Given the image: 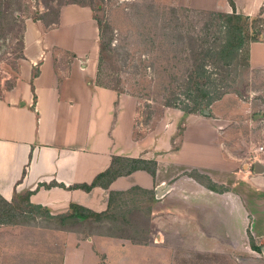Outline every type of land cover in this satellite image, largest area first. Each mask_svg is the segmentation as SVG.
I'll return each mask as SVG.
<instances>
[{"label":"crops","instance_id":"1","mask_svg":"<svg viewBox=\"0 0 264 264\" xmlns=\"http://www.w3.org/2000/svg\"><path fill=\"white\" fill-rule=\"evenodd\" d=\"M180 1L229 14L233 3L250 18L264 7V0ZM249 50L251 71L264 78V41ZM100 52L91 7L68 4L48 25L25 23L14 84L0 95V199L22 206L28 198L33 216L0 224V264H70L71 253L81 261L84 252L93 264H109L108 251L149 249L170 253L149 252L148 263L175 264L183 255L242 253L249 233L263 250L264 174L243 164L249 176L234 177L227 124L214 111L167 109L161 125L149 127L136 98L99 82ZM164 184L170 189L158 198ZM83 222L97 231L74 228Z\"/></svg>","mask_w":264,"mask_h":264},{"label":"rangeland","instance_id":"2","mask_svg":"<svg viewBox=\"0 0 264 264\" xmlns=\"http://www.w3.org/2000/svg\"><path fill=\"white\" fill-rule=\"evenodd\" d=\"M68 4L93 9L95 18L102 25L101 42L106 49V57L102 59L100 67V83L136 98L140 121L155 128L163 122L167 109H180L189 113L191 109L203 106L199 93L191 85L188 86L186 80L187 70L194 62L192 48L216 49L222 43L225 32L223 28L217 27L212 16V13L219 11L187 7L181 5L180 0H2L0 66L11 73L8 79L6 75L0 74V95L3 88H11L14 84L17 59L22 57L26 21L38 20L48 25L56 19L59 9ZM263 13L264 7L261 14L246 17L243 21L250 41H264ZM245 56L243 53L239 65L232 64L223 70L207 62L206 69L214 85L212 90L226 94L221 100L198 112L214 111L215 117L223 120L222 124H227L230 142L226 149L234 157V177H239L240 181L249 176L243 170L244 162L255 147L264 146V78L251 71L250 65L249 68L246 66ZM179 129L182 130L181 125ZM248 209L256 213L254 199L248 201ZM27 215L33 216L32 213ZM38 218V222L48 223L45 216ZM237 222L234 216V229L237 228ZM263 224L264 219L260 225ZM74 228L81 233L97 231L86 222L76 223ZM248 239L250 244L242 253L233 250L228 254L183 255L175 264H264V253L260 245L256 246L261 250L255 251L250 233ZM201 240L211 241L205 238ZM102 243L106 244L104 241ZM218 244L225 243L218 240ZM88 246L93 250L92 245ZM261 246L264 247L263 244ZM108 252L113 255L109 264H123V260L128 264H150L151 261L159 264L155 263V258L148 263L146 256H163L164 259V255L167 257L170 253L163 251L161 255L157 249H149L145 253H139L138 250L128 253ZM149 252L151 255L147 254ZM83 256L86 260L81 258L80 261L81 256L76 257L71 253L70 264L95 262L87 252ZM177 258L175 256V260Z\"/></svg>","mask_w":264,"mask_h":264},{"label":"trees","instance_id":"3","mask_svg":"<svg viewBox=\"0 0 264 264\" xmlns=\"http://www.w3.org/2000/svg\"><path fill=\"white\" fill-rule=\"evenodd\" d=\"M233 5L234 12L229 13H212V16L215 18V22L217 27L223 28V31L225 32V37L223 38L222 43L216 48H201L199 49H193L192 48V54L194 57V62L192 66L187 70V85L197 90L199 93V98L201 99L200 102L201 107H195L187 113L185 110V114H193L198 113L200 110L207 109L210 107L213 103L221 100L226 93L224 92H217L216 90L213 91L212 87L213 80H211V76L208 75V70L206 69V64L211 63L216 65L217 69L223 70L227 69L226 67L231 66L232 64L239 65L240 58L242 54H246L245 59L247 61L246 66L249 68V59H250V50L249 46L251 44L250 41V35L245 33L244 30V23L243 21L246 20V17L243 15L237 14L236 7ZM2 9V0H0V13ZM100 29H102V25L100 21H98ZM256 41V40H254ZM22 48H23V39H22ZM106 49L101 42V52H100V67L102 66V59L106 57ZM245 63V62H244ZM99 82H100V75H99ZM102 84V83H101ZM103 85V84H102ZM187 86V87H188ZM206 102V103H205ZM152 166V167H151ZM149 169H151L152 173L155 172V166L154 164H149ZM111 172V170H110ZM108 172L107 174L110 175L111 173ZM119 175L116 173L113 178ZM194 177H196V180L202 182L203 184L207 183L210 180L208 178L205 179V181L202 179L201 176L194 174ZM99 179V178H98ZM207 181V182H206ZM98 183V180H96L91 187L96 186ZM208 184V183H207ZM206 184V185H207ZM54 186H57V184H54ZM208 187L210 185H207ZM51 187V186H46ZM64 187V186H62ZM91 187H84L86 190H89ZM211 187V186H210ZM29 197V196H28ZM28 201V198L23 200L22 206L19 204H7L4 200L0 199V224H19L21 222L25 221V216L28 213H32V211H27L26 208L27 205L26 202ZM28 203V202H27ZM26 206V207H25ZM30 206V205H29ZM29 217V216H28ZM255 251H260L261 249L257 247L256 245L252 246Z\"/></svg>","mask_w":264,"mask_h":264},{"label":"built area","instance_id":"4","mask_svg":"<svg viewBox=\"0 0 264 264\" xmlns=\"http://www.w3.org/2000/svg\"><path fill=\"white\" fill-rule=\"evenodd\" d=\"M11 72L10 71H6V69H4V67H1L0 66V74H4L7 76V79H8V76ZM263 156H264V146H257L254 148L251 156L247 159L246 161V168L248 170H251L254 168V165L256 162H264L263 160ZM247 172V171H245ZM251 172V171H250Z\"/></svg>","mask_w":264,"mask_h":264},{"label":"water","instance_id":"5","mask_svg":"<svg viewBox=\"0 0 264 264\" xmlns=\"http://www.w3.org/2000/svg\"><path fill=\"white\" fill-rule=\"evenodd\" d=\"M206 116H209V112L206 110L205 112ZM254 172L257 175H262L264 174V164H262V162H256L254 165ZM170 189V185L168 184H164L162 186H160L159 188H157V197L160 198L162 197L168 190ZM262 252L264 253V248L262 250Z\"/></svg>","mask_w":264,"mask_h":264}]
</instances>
